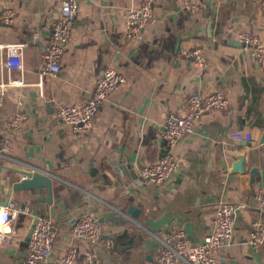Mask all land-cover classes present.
<instances>
[{
    "label": "crops",
    "instance_id": "obj_1",
    "mask_svg": "<svg viewBox=\"0 0 264 264\" xmlns=\"http://www.w3.org/2000/svg\"><path fill=\"white\" fill-rule=\"evenodd\" d=\"M140 3L80 0L60 70L46 74L41 52L61 1L0 0V14L9 5L16 9L13 21L0 17V80L15 74L27 81L10 86L0 105V144L14 140L0 189L19 208L12 233L0 241V264H19L21 241L36 216L21 211L24 206L59 225L52 259L76 245L74 264H85L88 247L98 264H158L159 237L182 227L199 243L221 200L237 207L234 239L217 250L218 264H264V247L253 248L247 237L260 216L255 192L264 187V66L239 39L242 31L264 34V0H200L192 13L183 0H156L154 20L141 37L127 38L126 12ZM9 44L19 46L25 70L4 67ZM196 46L206 53L204 67L183 53ZM107 64L127 80L103 100L92 128L75 133L57 108L84 103ZM195 89L221 90L228 104L203 113L174 145L179 167L169 180L133 184L139 168L164 155L167 114L182 113L181 99ZM17 111L26 115L18 130L8 126ZM239 130L253 133L252 143L229 137ZM12 167L50 175L52 202L46 203L47 187L15 189L25 174ZM253 167L259 173L252 179ZM87 212L103 223L110 247L75 235V218Z\"/></svg>",
    "mask_w": 264,
    "mask_h": 264
},
{
    "label": "built area",
    "instance_id": "obj_2",
    "mask_svg": "<svg viewBox=\"0 0 264 264\" xmlns=\"http://www.w3.org/2000/svg\"><path fill=\"white\" fill-rule=\"evenodd\" d=\"M61 5L58 14L53 18L52 27L48 34L46 44L43 46L41 57L45 61L43 71L47 74H55L60 70V61L67 44L72 39L75 17L77 15L80 0H60ZM156 0H141L137 7H130L126 12L127 38L136 39L141 37L144 28L154 20V6ZM200 0H183L184 8L192 13L196 11ZM16 9L13 6L4 7L0 17L5 23L13 21ZM241 43L251 52L254 60L264 66V34L259 35L252 31H242L239 37ZM7 59L4 67L20 68L25 70L26 64L22 57L19 46L9 44ZM183 53L191 57L199 66L207 64L204 48L196 46L194 49H183ZM127 77L119 72L114 66L107 64L102 70V75L96 80L91 95L81 104L60 105L57 108L59 119L68 123L75 133L89 131L94 123L95 115L106 99L108 94L117 89ZM22 75H10L8 79L0 80V105L4 99V93L10 86H22L26 84ZM228 104V97L221 90L206 91L195 89L181 99L180 106L182 113L170 111L167 114L164 124L163 139L166 151L158 162L143 165L138 169L133 184L142 185L146 183L165 182L179 167L171 149L179 139L186 134L192 133L197 118L203 113L214 108H224ZM26 119L25 113L17 111L8 121V126L20 129ZM231 139L236 138L252 143L253 133L239 130L229 134ZM14 140L12 137H5L0 144V170L7 164H12L14 159L11 156ZM12 162V163H11ZM255 198L260 208V216L255 218L249 227L248 241L253 248L264 247V187L255 192ZM236 203L228 200L218 202L212 224L202 237L199 243L193 244L186 238L184 228H175L159 237L160 249L158 252V264H218L219 257L216 255L220 247L230 244L234 239L236 218ZM23 212L34 214L38 217L37 224L26 248V255L20 264H74L79 249L76 245H70L59 259H52L55 237L59 225L52 219L36 214L33 207L24 206L20 209ZM19 208L15 205H0V241L13 231V222L18 215ZM75 235L91 243L104 242L110 247L113 240L104 237L103 223L89 212L80 215L74 220ZM83 259L85 264H98L94 251L88 247L84 251Z\"/></svg>",
    "mask_w": 264,
    "mask_h": 264
},
{
    "label": "water",
    "instance_id": "obj_3",
    "mask_svg": "<svg viewBox=\"0 0 264 264\" xmlns=\"http://www.w3.org/2000/svg\"><path fill=\"white\" fill-rule=\"evenodd\" d=\"M235 169H243V165L239 162H235L234 165ZM11 169V167H10ZM12 169L19 171L22 174H25V176L19 180H16L13 183V187L15 189H31V188H35V187H39V186H43V187H47L49 192H48V196L46 198V203L50 204V202H52L53 200V186H52V177L44 172H41L39 170H19L16 168ZM255 173H259V170L257 167H253L251 170V174H252V179L254 177ZM11 202L10 197H5L3 198V194L2 191L0 189V205H4L7 206L9 203ZM130 212L136 216L138 210L136 208H134L133 206L130 207ZM40 216H44V214H41ZM38 220V217L35 216L32 220V226L29 229V231L27 232L25 238L21 241V250L19 252V264L21 262H23V258L26 255V248L29 246V240L32 236V232L36 226V222ZM198 264V262L196 263Z\"/></svg>",
    "mask_w": 264,
    "mask_h": 264
}]
</instances>
